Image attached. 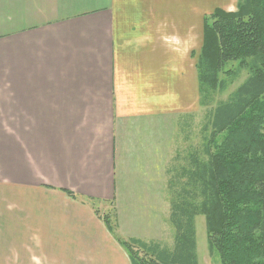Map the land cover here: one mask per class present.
Listing matches in <instances>:
<instances>
[{
    "label": "crops",
    "instance_id": "obj_1",
    "mask_svg": "<svg viewBox=\"0 0 264 264\" xmlns=\"http://www.w3.org/2000/svg\"><path fill=\"white\" fill-rule=\"evenodd\" d=\"M191 1L0 0V264H133L106 218L175 245L168 172L202 105Z\"/></svg>",
    "mask_w": 264,
    "mask_h": 264
},
{
    "label": "trees",
    "instance_id": "obj_2",
    "mask_svg": "<svg viewBox=\"0 0 264 264\" xmlns=\"http://www.w3.org/2000/svg\"><path fill=\"white\" fill-rule=\"evenodd\" d=\"M237 4L235 11L216 8L206 16L199 77L201 89L212 92L202 89V104L245 69L248 77L208 110L201 127L187 115L182 135L190 144L168 172L175 245L125 239L106 218L133 264H200L199 215L206 219L209 252L216 250L222 264H264V0ZM236 61V70L221 79Z\"/></svg>",
    "mask_w": 264,
    "mask_h": 264
},
{
    "label": "rangeland",
    "instance_id": "obj_3",
    "mask_svg": "<svg viewBox=\"0 0 264 264\" xmlns=\"http://www.w3.org/2000/svg\"><path fill=\"white\" fill-rule=\"evenodd\" d=\"M237 3H238V0H193L191 1V6L194 7L195 16L197 18V23H198V26L196 29L198 33V39H197L198 45L197 46L199 47L200 50L202 49V44L204 41L203 36H204L205 20L207 18L206 16L212 14V11H214L216 8H223V10L226 9L229 11H235L238 8ZM238 65L239 64L237 63V61L230 63L229 66H227V68H225L219 74L221 79L229 78L228 72H234L236 70V67H238ZM247 73H248L247 69L242 71L239 77L234 78L233 80H231V83L227 85L228 90L224 92L211 93L210 97L204 100V104H202L201 107L198 108L196 112L189 113L191 115L194 114L193 124L195 126L200 125L201 127L202 126L201 124H203V122L205 121V117L208 113V110L214 108L218 102L227 101L229 96H231V94L238 88V86L248 77ZM202 89L204 90L203 91L204 95L206 93L212 92L211 89L207 90L208 89L207 87L202 88ZM201 101H202V98H201ZM189 121H191V118ZM182 138H184V140L186 139L183 135H182ZM194 140L196 141V138H194ZM189 142L190 141H188L183 147L188 146L190 144ZM178 153H180V151L177 152V154ZM205 226H206L205 219L201 218L199 221V232H200L199 243H200V248H201L200 255L202 256L201 262L202 264H222L221 259H220V254H218L216 250L214 251V253L210 254L208 250L209 246H207V248L205 249V241L207 240V231H206ZM168 228H169V225H167L165 233L166 232L168 233V237L174 238L173 229L171 230Z\"/></svg>",
    "mask_w": 264,
    "mask_h": 264
}]
</instances>
